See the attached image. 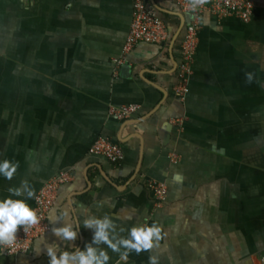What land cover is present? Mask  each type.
Wrapping results in <instances>:
<instances>
[{
	"label": "crops",
	"instance_id": "0c3cea01",
	"mask_svg": "<svg viewBox=\"0 0 264 264\" xmlns=\"http://www.w3.org/2000/svg\"><path fill=\"white\" fill-rule=\"evenodd\" d=\"M251 1L248 23L201 15L179 101L173 88L189 16L175 0H147L166 42H140L126 55L132 0H0V161L16 164L10 179L0 174V199L24 181L32 196L14 198L32 208L39 188L69 171L43 241L83 249L94 231L83 219L107 214L118 237L134 225L160 229L152 248L129 250L126 260L108 250L107 264H149V256L156 264H262L264 0ZM129 104L138 106L132 118L108 112ZM100 137L120 146L119 163L89 153ZM149 181L166 185L160 206ZM50 214L80 225L77 238L57 240ZM41 237L27 254L0 255V264H47Z\"/></svg>",
	"mask_w": 264,
	"mask_h": 264
},
{
	"label": "built area",
	"instance_id": "2783aa9c",
	"mask_svg": "<svg viewBox=\"0 0 264 264\" xmlns=\"http://www.w3.org/2000/svg\"><path fill=\"white\" fill-rule=\"evenodd\" d=\"M182 13L188 14L189 21L180 42V62L176 71V82L173 88L174 95L179 101H183L188 92V81L191 73V63L194 60L198 45V32L200 29V17L203 13L213 15L217 20L232 17L241 23H248L254 11V3L251 0H205L204 3H196L190 7L192 0H175ZM168 32L166 25L159 14L149 5L147 0H132L131 20L129 31L123 44V55L129 53L132 48L142 42L161 45L166 42ZM138 106L129 104L122 106H109L108 112L118 120H126L134 117ZM89 153L106 158L110 163L117 164L123 158V151L116 143L106 138H98L89 148ZM69 171L59 172L47 180L36 192L33 198L32 208L35 210L38 222L28 226L22 231L20 226L16 230V244L14 249L0 248V255L14 256L27 254L33 242L49 230L47 213L53 206L59 188L72 180ZM148 187L153 193L157 206L164 202L166 197V185L164 183L149 181ZM264 264V255L261 257Z\"/></svg>",
	"mask_w": 264,
	"mask_h": 264
},
{
	"label": "clouds",
	"instance_id": "9594fccd",
	"mask_svg": "<svg viewBox=\"0 0 264 264\" xmlns=\"http://www.w3.org/2000/svg\"><path fill=\"white\" fill-rule=\"evenodd\" d=\"M204 2L205 0H192L190 7L194 8L196 3ZM246 75L250 80L251 74ZM15 168V163L0 161V174L7 179L11 178ZM7 192L9 195L0 199V248L12 250L17 240V226L25 231L28 226L38 222V217L24 198H14L32 196V190L26 182L22 181L19 187H9ZM57 221L62 223L57 226ZM49 224L52 235L60 242L75 240L81 227L52 214L49 215ZM82 227L94 229L90 241L84 242L83 249L75 245L70 246L72 250L62 249L56 240L48 242L40 238L44 243L43 252L47 257V264H107L108 250L118 253L120 260H126L129 250H135L136 253L148 250L153 247V240L160 238V229L155 223L131 226L127 229L126 236L118 237L114 224L107 214L102 217L86 216L82 221ZM119 231L124 232V227ZM101 244L105 247H100ZM33 251L39 254L41 249L36 247ZM149 264H156V258L149 256Z\"/></svg>",
	"mask_w": 264,
	"mask_h": 264
},
{
	"label": "water",
	"instance_id": "95a60500",
	"mask_svg": "<svg viewBox=\"0 0 264 264\" xmlns=\"http://www.w3.org/2000/svg\"><path fill=\"white\" fill-rule=\"evenodd\" d=\"M108 182H109L110 184H112L109 180H108Z\"/></svg>",
	"mask_w": 264,
	"mask_h": 264
}]
</instances>
